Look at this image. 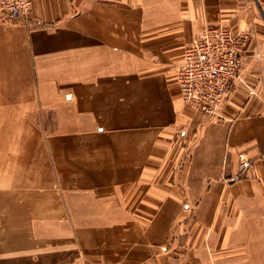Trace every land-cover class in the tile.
I'll return each instance as SVG.
<instances>
[{
	"label": "crops",
	"instance_id": "crops-1",
	"mask_svg": "<svg viewBox=\"0 0 264 264\" xmlns=\"http://www.w3.org/2000/svg\"><path fill=\"white\" fill-rule=\"evenodd\" d=\"M222 26L253 34L210 118L174 74ZM203 256L264 264V0H31L0 22V264Z\"/></svg>",
	"mask_w": 264,
	"mask_h": 264
},
{
	"label": "built area",
	"instance_id": "built-area-1",
	"mask_svg": "<svg viewBox=\"0 0 264 264\" xmlns=\"http://www.w3.org/2000/svg\"><path fill=\"white\" fill-rule=\"evenodd\" d=\"M30 0H0V20L11 21L27 13ZM248 29L204 27L182 52L175 70V81L182 101L210 118L220 117L222 105L239 77L241 50L252 35ZM238 180L253 169V159L245 151L236 152ZM199 264H215L208 256Z\"/></svg>",
	"mask_w": 264,
	"mask_h": 264
},
{
	"label": "rangeland",
	"instance_id": "rangeland-1",
	"mask_svg": "<svg viewBox=\"0 0 264 264\" xmlns=\"http://www.w3.org/2000/svg\"><path fill=\"white\" fill-rule=\"evenodd\" d=\"M30 6H31V0H30ZM30 6H29V8L27 10V13L25 14V16H23L21 18H18V19H12L11 21H3V20H0V22H3V23H11V22H21V23H24V22H27L28 21V12H29ZM229 28H231V27H229ZM243 29H248V28H243ZM248 30L252 31L251 29H248ZM174 80H175V74H174ZM107 115H109V114L107 113Z\"/></svg>",
	"mask_w": 264,
	"mask_h": 264
}]
</instances>
